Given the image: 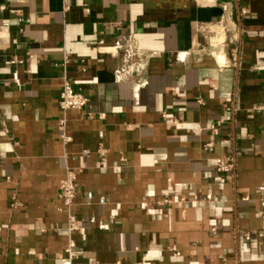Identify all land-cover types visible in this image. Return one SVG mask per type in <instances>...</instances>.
Instances as JSON below:
<instances>
[{
  "label": "crops",
  "instance_id": "obj_1",
  "mask_svg": "<svg viewBox=\"0 0 264 264\" xmlns=\"http://www.w3.org/2000/svg\"><path fill=\"white\" fill-rule=\"evenodd\" d=\"M0 5V264H264V0Z\"/></svg>",
  "mask_w": 264,
  "mask_h": 264
},
{
  "label": "built area",
  "instance_id": "obj_2",
  "mask_svg": "<svg viewBox=\"0 0 264 264\" xmlns=\"http://www.w3.org/2000/svg\"><path fill=\"white\" fill-rule=\"evenodd\" d=\"M4 5H0V9H3ZM206 31L209 33H212L214 35V38L216 40H221L222 34L225 31V27L222 23L218 25H207L205 27ZM128 40H131V38L128 36ZM116 49H123L124 56L127 59H131L133 57H138L139 53L137 48H135L133 45L129 44L124 47H122L121 44L117 43L115 45ZM234 52V50H233ZM233 58H235L233 56ZM66 62V60H65ZM120 72V71H118ZM88 98L83 95L82 93L75 91L70 82L66 77H63L62 81V88L59 93L58 98V104L62 111V116L58 120V130L60 132L59 137L61 140L66 143L70 140V137L66 134L65 125H66V112L68 110H81L84 109L88 104ZM255 110L259 111L264 115V103L254 107ZM210 145V143L208 144ZM232 168V163L229 159L227 162H219L217 164V171H226ZM75 172L70 169L66 168L64 177L61 179L59 183V190H58V196L60 200L62 201V205L67 210V222H66V230H67V239H68V245L65 249L67 253V258L63 261L62 264H73V258L76 255V252L73 250V239H72V232L78 229L74 214L71 212V208L74 204L75 198H76V186H75ZM18 205V201L15 198V196H12V203L11 206L15 207ZM212 232H215V228H211ZM245 239L249 238V234L247 232L244 233ZM170 250L175 251L176 248L174 246L169 247ZM225 261V259H223Z\"/></svg>",
  "mask_w": 264,
  "mask_h": 264
}]
</instances>
